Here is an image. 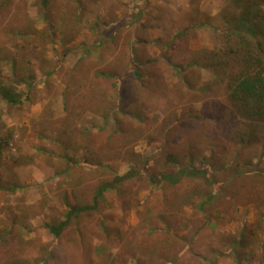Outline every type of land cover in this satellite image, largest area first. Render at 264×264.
Returning a JSON list of instances; mask_svg holds the SVG:
<instances>
[{
	"label": "rangeland",
	"instance_id": "1",
	"mask_svg": "<svg viewBox=\"0 0 264 264\" xmlns=\"http://www.w3.org/2000/svg\"><path fill=\"white\" fill-rule=\"evenodd\" d=\"M240 1L0 0V264H264Z\"/></svg>",
	"mask_w": 264,
	"mask_h": 264
},
{
	"label": "trees",
	"instance_id": "2",
	"mask_svg": "<svg viewBox=\"0 0 264 264\" xmlns=\"http://www.w3.org/2000/svg\"><path fill=\"white\" fill-rule=\"evenodd\" d=\"M259 1L261 0H245L244 12L237 21L228 23L227 29L228 37L235 36L239 40V49L231 50L230 53L237 54L236 57L241 60V71L228 85L230 102L242 116L258 121L264 117V11L260 8ZM240 3V0H235L236 6ZM2 96L9 104H17L19 101L7 89L2 91ZM182 175L207 179V174L203 171L183 170L178 176L165 175L158 177V180L167 179L174 183ZM128 177L126 173L118 181ZM106 189V186L102 187L97 195L100 196ZM90 209L88 206L70 208L66 218L58 225L49 227V231L53 235H59L71 216Z\"/></svg>",
	"mask_w": 264,
	"mask_h": 264
}]
</instances>
